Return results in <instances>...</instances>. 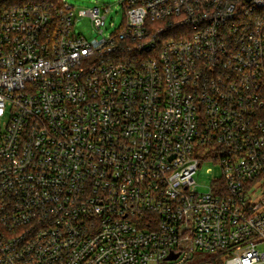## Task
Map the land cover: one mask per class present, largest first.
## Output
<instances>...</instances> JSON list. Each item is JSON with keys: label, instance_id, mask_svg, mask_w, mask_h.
<instances>
[{"label": "built area", "instance_id": "1", "mask_svg": "<svg viewBox=\"0 0 264 264\" xmlns=\"http://www.w3.org/2000/svg\"><path fill=\"white\" fill-rule=\"evenodd\" d=\"M118 1L0 0V264H264V0Z\"/></svg>", "mask_w": 264, "mask_h": 264}, {"label": "rangeland", "instance_id": "2", "mask_svg": "<svg viewBox=\"0 0 264 264\" xmlns=\"http://www.w3.org/2000/svg\"><path fill=\"white\" fill-rule=\"evenodd\" d=\"M78 8H90L94 6H100L102 9L108 8L105 12L106 27L104 32L106 35L114 31L116 26H119L123 20V9L118 0H70ZM76 31L84 34L87 37L100 36L98 33L94 32L91 26L90 18L83 17L80 18L76 25ZM176 37V33L173 34ZM222 168L220 163L214 161H204L201 166H199L195 179L198 184L200 191L209 190V186L217 179L222 177ZM203 256H206L203 255Z\"/></svg>", "mask_w": 264, "mask_h": 264}]
</instances>
